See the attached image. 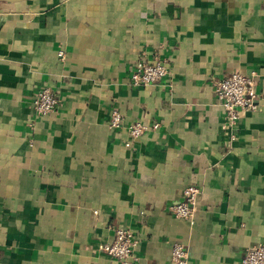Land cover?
I'll list each match as a JSON object with an SVG mask.
<instances>
[{"label": "crops", "instance_id": "obj_1", "mask_svg": "<svg viewBox=\"0 0 264 264\" xmlns=\"http://www.w3.org/2000/svg\"><path fill=\"white\" fill-rule=\"evenodd\" d=\"M139 59L168 75L133 87ZM231 73L258 96L235 129L213 91ZM42 87L59 104L36 117ZM112 109L146 132L110 129ZM119 227L128 264H171L175 243L187 264H240L264 241V0L0 3V264H122L99 248Z\"/></svg>", "mask_w": 264, "mask_h": 264}, {"label": "built area", "instance_id": "obj_2", "mask_svg": "<svg viewBox=\"0 0 264 264\" xmlns=\"http://www.w3.org/2000/svg\"><path fill=\"white\" fill-rule=\"evenodd\" d=\"M58 57L61 60L64 59L62 51L58 53ZM167 75L168 69L164 61L139 59L130 71V82L133 87H144L161 82ZM255 77V73L250 75L231 73L213 84V91L223 111L224 127L235 129L243 112L255 111L258 108ZM58 104L59 101L50 87H42L37 90L31 102L36 117H45L53 113ZM107 124L112 130L125 128L132 141L139 139L147 130L142 123L138 122L124 125L121 114L116 109L111 110ZM156 127L157 125H154V128ZM125 146H130V143H125ZM198 195L199 189L197 187L185 188L181 202L169 207L170 213L176 219L191 222L194 218ZM135 246L136 240L133 232L128 228L119 227L114 230L112 241L99 248L103 254L112 259L122 264H128L134 259ZM170 259L171 264H187L185 247L179 243L173 244ZM240 264H264V241L248 249Z\"/></svg>", "mask_w": 264, "mask_h": 264}, {"label": "water", "instance_id": "obj_3", "mask_svg": "<svg viewBox=\"0 0 264 264\" xmlns=\"http://www.w3.org/2000/svg\"><path fill=\"white\" fill-rule=\"evenodd\" d=\"M18 1H21V0H0V3H14Z\"/></svg>", "mask_w": 264, "mask_h": 264}]
</instances>
